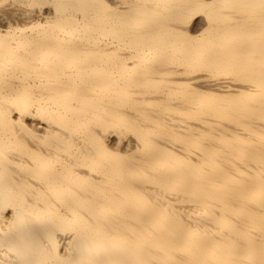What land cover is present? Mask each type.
Wrapping results in <instances>:
<instances>
[{
	"label": "bare ground",
	"instance_id": "bare-ground-1",
	"mask_svg": "<svg viewBox=\"0 0 264 264\" xmlns=\"http://www.w3.org/2000/svg\"><path fill=\"white\" fill-rule=\"evenodd\" d=\"M0 264H264V0H0Z\"/></svg>",
	"mask_w": 264,
	"mask_h": 264
}]
</instances>
